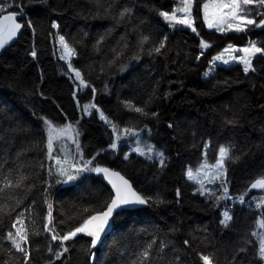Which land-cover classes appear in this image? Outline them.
I'll return each mask as SVG.
<instances>
[{"label":"trees","instance_id":"trees-1","mask_svg":"<svg viewBox=\"0 0 264 264\" xmlns=\"http://www.w3.org/2000/svg\"><path fill=\"white\" fill-rule=\"evenodd\" d=\"M205 1L193 2L194 33L191 28L172 27L158 15L159 11L171 12L177 0H114L117 8L133 9L131 18L119 23L110 17L92 18L96 0H47L46 4L42 0H0L3 13L25 14L20 20L24 27L18 40L0 56V180L16 166H22L29 176L24 186L9 190L20 201L18 206L16 200L0 193V203L15 209L0 218V264H24L22 254L14 249L8 254L11 244L4 239L8 231H15L11 224L21 212H25L30 232L26 245L30 264H132L153 242L148 264H169L177 252L180 264H203L202 255L213 256L217 264H230L245 240L253 243L247 255L241 253L234 264H258L253 257L259 241L250 233L258 231L257 220L264 218V208L257 209L250 199L255 195L264 197V189L251 192L249 186L264 173V53L253 58L255 73L245 74L241 65H231L217 66L207 78L202 75L228 45L242 46L255 40L264 48V27L250 26L243 33L209 29L203 19ZM116 11L113 9L112 15ZM263 18L258 16L257 23ZM28 20L34 32L27 27ZM53 22L59 27L52 28ZM58 34L75 47L77 55L71 63L96 89L95 94L91 88H79L74 72L59 59ZM141 35L150 37L143 50L138 43ZM165 37L161 53L149 54ZM201 40L210 47L202 48ZM97 41H101L99 50ZM33 47L37 51L35 59L29 55ZM113 49H123V55L109 64L115 56ZM134 55L139 59H132ZM150 96L146 110L157 113L155 117L129 112L122 103L132 100L143 106ZM92 104L96 107L84 111ZM100 111L121 133L132 128L141 133L142 144L162 149L166 157L163 170L158 161L128 152L124 139L117 149L109 148L114 135L111 126L100 118ZM41 117L56 124L75 125L85 160L95 156L94 166L121 172L141 195L165 203L150 201L143 208L120 211L114 216L112 231L96 247H89L90 237L78 234L64 242L69 251L57 259L55 253L62 250L61 243L52 241L51 234L43 231L48 211L43 181L50 185L47 198L53 204L51 227L59 235L103 210L112 192L96 173H85L83 179L72 183H57L60 177L54 167L53 176L47 175L45 169L54 161L46 159L47 134L42 131ZM233 119L236 123H225ZM17 126L23 131L13 132ZM205 142L210 143L206 151ZM227 144L234 145L233 152L240 157L226 164L229 195L236 198L244 194L249 205L230 204L227 199L214 206L185 176L189 167L196 168L204 159L213 163L219 146ZM18 152L23 153L19 158ZM125 153L130 155L127 161ZM54 155L61 154L56 150ZM41 163L45 169L39 167ZM31 184L35 187L29 189ZM215 189L219 195V187ZM223 207L233 216L228 229L219 223ZM34 230L41 235H31ZM161 241L167 247L158 254ZM49 244L52 252L48 251Z\"/></svg>","mask_w":264,"mask_h":264},{"label":"snow or ice","instance_id":"snow-or-ice-1","mask_svg":"<svg viewBox=\"0 0 264 264\" xmlns=\"http://www.w3.org/2000/svg\"><path fill=\"white\" fill-rule=\"evenodd\" d=\"M42 3H47V0H42ZM255 5L257 11V16H264V12L259 11L260 9H264V0H206L203 3V19L207 24L209 29H215L220 33H228L230 31H234L237 33H243L249 30L250 26L253 27H264V19H260L257 23L256 19L250 16L252 11L248 6ZM113 9H117L115 15H112ZM103 12V15H102ZM133 13V9L131 7H123L117 8V4L114 0H108L107 3H104L103 0H96V11L93 14L92 18H112L116 20L118 23L125 20L130 19ZM193 0H180V6L173 8L171 12L168 11H159L158 15L163 18L170 26H183L187 28H191L192 32H196V28L193 26ZM24 13L20 12V18L23 19ZM24 27L21 23L17 22V13L9 12L7 15L0 16V50L6 48L9 45V42L13 41L15 37H17L18 32ZM27 27L32 28L33 32L35 31L34 26L32 25L31 20L27 21ZM52 28L56 29L59 25L56 22H53L51 25ZM124 39V38H122ZM166 37L161 40L158 45H154L149 54L156 53L160 54L161 50L165 48ZM103 40V37H101ZM150 41V37L147 35H141L139 39V48L143 50V47L146 43ZM58 42L61 48V54L59 56L60 60L67 62V67L71 72H74L75 79L79 81V88H91L93 94H95L96 89L91 86V84L85 80L81 71L77 68L73 67L71 63L72 57L77 55V51L74 46L70 45L66 40L65 36L58 34ZM101 41H97V50H99V45ZM200 45L202 48H209L210 45L204 40L200 41ZM128 47L125 42L123 48L126 49ZM115 53V56L109 64H113L117 62V58L123 55V49L119 52L116 49L112 50ZM239 51L242 55H233V52ZM224 53L228 54V58L225 59ZM258 53H264V48H260L256 46L255 42H251L249 46L243 47L240 49L234 48L232 45H229L223 50V53L218 54L210 61L209 70L204 73L205 77H209L214 71V66L217 61L221 62L224 65L229 64H242L243 72L245 74L255 73L256 68L253 65V58ZM29 55L35 59L37 57V51L35 47H33L32 51ZM203 55V53H201ZM132 59H139L138 55H134ZM197 60L200 59V56L196 57ZM123 67V66H122ZM103 71V68L101 69ZM75 95V93H73ZM124 108H126L129 112H134L139 114L140 116L147 117L151 115L152 117L157 116L155 112L147 111L148 104L151 103V96L147 101L144 102L143 106H137L132 100H125L122 102ZM95 108V104L86 105L84 107V111L87 112L88 107ZM99 111V109H97ZM100 118L105 121V123L109 124L112 128V133L115 136V139L112 143L109 144V148L117 149L118 143L122 137H127L129 135L137 136L138 133L135 132L132 128H125L121 133L118 129V126L113 123L105 114L100 111ZM43 122L42 131H46L47 140H46V159L50 161H54V165H49L45 169V165L41 163L39 167L41 169H45L47 175L49 177L53 176V167L55 168V174L60 177L57 183H72L84 178L85 173H96L103 174L104 178L108 179L111 184L112 189L114 190V194L110 196V202L106 201L105 205H103V210L95 211V214L88 215L87 218L83 219L82 223L79 226L75 227L73 230L68 231L64 235H59L55 233L54 229L51 227L53 223V204L49 202L47 198L48 193V181L45 180L43 183L46 185L44 188V203L47 205V215L44 218L45 223L43 224V231L45 233L51 234V240L57 241L59 240L61 243L62 250L60 252L55 253L57 259H59L64 253H67L69 249L64 245L65 241H70L73 238L77 237L78 234H85L91 238L90 248H94L97 246L99 242L102 240V236L107 232V229L110 227V222L114 219V216L119 214L120 211H123L126 207L132 205H145L149 204L150 201L160 205L164 204L165 201L160 198H156L153 201L152 197H144L140 193L136 192L128 180H126L123 176L120 175L119 172L112 171L107 167H102L99 164H95L96 157L93 156L91 159L85 160L83 150L79 143L78 137L80 135L79 131L75 127V125L71 123H66L64 125H56L54 126L53 121L41 117ZM79 123L78 121L76 122ZM226 124H234L236 121L226 120ZM172 127V125H169ZM23 131L19 126L17 128L12 129L15 131ZM2 139V137H0ZM65 139H70L73 143L76 144V152L71 153L67 150V146L63 144ZM59 142L62 146L59 151L61 155H54V143ZM136 147L131 149V151L135 154H138L141 157H146L147 159H153V152H156L159 158V164L161 166V170L166 166V157L163 152H157L154 145L148 143H141L139 139L136 140ZM204 148L208 149L210 146L209 142L204 143ZM234 145L227 144L221 145L218 149V158L214 163L209 164L206 160L200 163L195 170L189 167L186 170V178L198 184L199 187L196 188V191L201 196H206L209 200L213 201V205L217 206L221 201H225L229 199V188L227 186V167L226 164L229 162L235 163L240 159L239 156H236L233 152ZM23 153L18 152L17 158H19ZM97 156L100 153L96 154ZM79 157V160L76 159ZM129 153L124 154V159L129 160ZM13 173H15V178L13 179ZM29 179L28 175H25L22 171V166H16L14 168H10L8 174H6L2 180H0V193L4 194L8 199L16 200L14 195L9 194L10 189H19L24 186L25 181ZM219 181V192L217 194V190L213 188L206 187L207 184H216ZM29 189L34 188L35 185H28ZM251 189H264V173H262L258 178L254 180L250 184ZM176 195H180V190L177 189ZM255 199V198H254ZM239 203L243 204L245 202V195L241 194L237 197ZM17 206L20 201L16 200ZM34 203V202H33ZM31 207V206H30ZM255 207L257 209L264 208V197H260L258 203H256ZM15 211L14 208L10 207L6 202L0 203V218L6 215H11V213ZM27 211V210H25ZM87 211V209H85ZM230 209H225L222 212V219L219 221L220 225H222L225 229L232 227L233 216L230 214ZM33 225H36V220L32 221ZM257 227L259 229L264 230V218L257 220ZM11 228L15 231H8L4 237V239L10 241L11 247L7 250L8 254L12 253L14 249L16 253H20L23 256L24 264H30V250L26 247L29 242L30 232L28 226L25 221V212H21L16 216V219L12 222ZM175 231V229H173ZM31 235L39 236L41 233L39 231L34 230ZM252 237L258 238L259 244L258 249H256L255 256L253 259L258 261V264H264V231H252L250 233ZM193 240L196 239L195 236L192 237ZM204 239H207L205 237ZM184 243L189 244V240H185ZM253 242L251 240H245L243 246L239 247L235 254L232 257V261L230 264H234L237 260V257L240 256L241 253L247 255L249 251V245ZM153 243H149L139 254L136 260L132 261V264H148L149 258L151 255L150 250L153 248ZM167 244L164 241L160 242L159 249L157 250L158 254L164 252ZM48 251L52 252V246L49 244ZM180 255L177 252L174 256L173 260L169 262V264H180ZM200 259L203 261V264H217L211 255H202ZM4 264H8L7 261Z\"/></svg>","mask_w":264,"mask_h":264},{"label":"rangeland","instance_id":"rangeland-1","mask_svg":"<svg viewBox=\"0 0 264 264\" xmlns=\"http://www.w3.org/2000/svg\"><path fill=\"white\" fill-rule=\"evenodd\" d=\"M193 2H194V0H193ZM206 2V1H205ZM204 2V3H205ZM180 6V0H177V4L173 7V8H175V7H179ZM249 8H251L252 9V11H251V13H250V16L251 17H253V18H255L256 20H257V15H256V7H255V5H250V6H248ZM2 7L0 6V12L1 13H3L2 12ZM259 11H261L262 12V10H259ZM264 19V18H263ZM206 24V23H205ZM206 26H207V24H206ZM215 30V29H214ZM231 32V31H230ZM251 42H255L256 43V46L257 47H260V48H262L259 44H258V42H256L255 40H250L247 44H245V45H242V46H237V45H232L234 48H236V49H240V48H243V47H247V46H249L250 45V43ZM229 46V45H228ZM228 46H226V47H228ZM225 47V48H226ZM224 48V49H225ZM223 49V50H224ZM223 50L219 53V54H221V53H223ZM233 55H242V53H240L239 51H237V52H233L232 53ZM258 54H263V53H258ZM257 54V55H258ZM217 56V55H216ZM224 56H225V59H227L228 58V54L227 53H224ZM213 60V59H212ZM211 60V61H212ZM231 65H241V67H243V65L242 64H229V65H224V64H222L221 62H219V61H217L216 62V64L214 65V66H212L214 69L217 67V66H225V67H227V66H231ZM209 67H210V64H209V66L207 67V69L205 70V72L206 71H208L209 70ZM204 72V73H205ZM204 73H203V78H207V77H205L204 76ZM54 123V122H53ZM66 124V123H65ZM56 125H64V124H56V123H54V126H56ZM139 135H138V137L137 136H132V135H129V136H127V137H122V139H124L125 140V142H127L128 143V152H131V153H133L132 151H131V149H133V148H135L136 147V140L137 139H139L140 140V138H141V133H139V132H137ZM47 134V133H46ZM130 138H133V141H130L129 139ZM114 139H115V136H114ZM118 143V145H120L121 144V140L119 141V142H117ZM63 144L64 145H66L67 146V150L68 151H70L71 153H75L76 152V144L75 143H73V141L72 140H70V139H65L64 141H63ZM149 144V143H148ZM151 145H153V144H151ZM62 145L59 143V142H56V143H54V153L56 152V150H58V152L60 153V151H59V149H60V147H61ZM155 149H156V151L157 152H163L162 151V149H160V148H157V147H155ZM205 151H206V149H205ZM205 151H204V154H203V157L205 156ZM61 154V153H60ZM135 154V153H134ZM137 156H139L138 154H136ZM153 160H156V161H158L159 162V158H158V156H157V154H156V152H153ZM217 158H218V156H217ZM76 159L78 160V157H76ZM205 161V159L202 161V162H204ZM207 161V160H206ZM201 162V163H202ZM209 164H212V163H210L209 161H207ZM215 162V161H214ZM213 162V163H214ZM197 168V167H196ZM196 168H194L193 170H195ZM186 173V172H185ZM186 176V175H185ZM188 180V179H187ZM191 182V181H190ZM191 183H193V184H195L194 182H191ZM196 185V188L197 187H199V185L198 184H195ZM206 187H209V188H213V189H215V188H218L219 187V181H217L216 182V184H207L206 185ZM218 193V192H217ZM260 195H255V196H253L251 199H250V202L253 204V205H255L256 203H258L259 202V200H260ZM255 198V199H254ZM229 202H230V204H232V203H234V202H238V200H237V197L236 198H229ZM244 204H246V205H249L248 203H247V201H245L244 203H243V205ZM227 207H223L222 208V210H221V219L223 218L222 217V212L226 209ZM228 209V208H227ZM258 231H264V230H262V229H259L258 228Z\"/></svg>","mask_w":264,"mask_h":264},{"label":"water","instance_id":"water-1","mask_svg":"<svg viewBox=\"0 0 264 264\" xmlns=\"http://www.w3.org/2000/svg\"><path fill=\"white\" fill-rule=\"evenodd\" d=\"M8 13H9V12L3 13V14H1L0 16L7 15ZM24 17H25V14H24ZM24 17H23V18H24ZM20 20H21V18H20V13H17V22H19V23L22 24V22H21ZM22 25H23V24H22ZM22 30H23V27H22V29L20 30V32H18L17 37H15L13 41L9 42V45H7L5 49H7L8 47L12 46V45L18 40V38H19V36H20ZM5 49L0 50V56H1V54L3 53V51H4ZM107 168H109V167H107ZM109 169H111V168H109ZM111 170H112V171H115V172H119V171H117V170H113V169H111ZM119 173H120V175L123 176L126 180H128L129 183L131 184L132 188H133L136 192H138V191L133 187L131 181H130L128 178H126L121 172H119ZM99 175L103 178L104 182L110 187L111 192H112V195H113V194H114V190L112 189L111 184L109 183L108 179L104 178L103 174H99ZM253 182H254V181H253ZM249 190H250L251 192H261V191H263V189H251L250 186H249ZM138 193H139V192H138ZM109 202H110V201H109ZM146 205H147V204H145V205H132V206H128V207H126L124 210H133V209H137V208H143V207H145ZM112 228H113V220L110 222V227L107 229V232L102 236V239H104V237L107 236V235L112 231Z\"/></svg>","mask_w":264,"mask_h":264},{"label":"bare ground","instance_id":"bare-ground-1","mask_svg":"<svg viewBox=\"0 0 264 264\" xmlns=\"http://www.w3.org/2000/svg\"><path fill=\"white\" fill-rule=\"evenodd\" d=\"M124 32V31H123ZM126 35V34H125ZM125 37V36H124Z\"/></svg>","mask_w":264,"mask_h":264}]
</instances>
